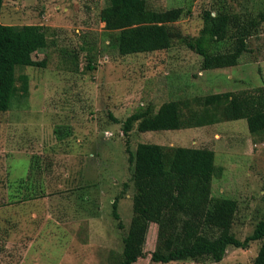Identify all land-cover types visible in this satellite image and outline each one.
<instances>
[{"label": "rangeland", "instance_id": "374dc122", "mask_svg": "<svg viewBox=\"0 0 264 264\" xmlns=\"http://www.w3.org/2000/svg\"><path fill=\"white\" fill-rule=\"evenodd\" d=\"M105 4L2 2L0 22L42 25L47 46L32 54L44 67L16 66V78L27 76V91L17 80L9 108L0 111V264H117L124 254L153 249L159 195L151 218V191L165 174L158 168L146 180L133 179L122 121L147 103L157 108L177 99L192 106L195 96L264 84V20L239 55L231 37L212 42L207 59L179 42L168 50L120 55L99 18ZM146 6L156 15L180 7L172 25L195 38L204 10L256 16L264 0H146ZM127 138L134 154L140 143L165 152L212 149L211 194L237 201L231 231L242 240L264 218V137L254 138L245 119L147 132L134 125ZM115 198L121 227L111 214ZM260 244L230 246L218 262L161 263L147 256L133 264H252Z\"/></svg>", "mask_w": 264, "mask_h": 264}, {"label": "trees", "instance_id": "16d2710c", "mask_svg": "<svg viewBox=\"0 0 264 264\" xmlns=\"http://www.w3.org/2000/svg\"><path fill=\"white\" fill-rule=\"evenodd\" d=\"M3 0H0V9ZM182 14L180 7L166 9L156 15L146 0H106L99 12L103 28L118 54L149 53L168 50L175 42L187 46L205 59L212 42L227 37L234 39L235 54H241L246 41L264 20V10L256 16L240 17L224 11L202 12V27L197 37L183 36L172 23ZM232 30V31H231ZM230 32V33H229ZM47 46L44 27L40 24L13 26L0 22V111L9 108L10 97L20 87L27 91V76H15L16 66L44 67V60L32 54ZM192 106L177 99L138 107L122 121L126 137L128 161L136 166L133 179L146 180L153 172L164 171L161 186L153 187L150 206L155 213V195H159V216L154 229V247L150 251L125 254L117 264H133L149 257L153 262L211 260L218 262L228 247L246 248L250 241H261L252 264H264V218L256 222L252 232L238 239L231 231L237 201L211 194L216 174L214 151L207 147L177 146L168 152L158 145L140 143L134 154L128 147V136L134 125L139 132L178 130L213 124L222 120L245 119L249 133L264 137V84L252 89L224 91L195 96ZM185 104L184 108L182 105ZM116 120V119H114ZM63 137V130H56ZM157 206V205H156ZM111 214L122 226L117 212V199L111 202Z\"/></svg>", "mask_w": 264, "mask_h": 264}]
</instances>
